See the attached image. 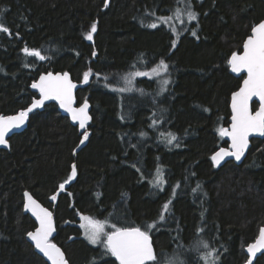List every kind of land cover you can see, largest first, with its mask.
Returning <instances> with one entry per match:
<instances>
[{"label": "trees", "instance_id": "1", "mask_svg": "<svg viewBox=\"0 0 264 264\" xmlns=\"http://www.w3.org/2000/svg\"><path fill=\"white\" fill-rule=\"evenodd\" d=\"M194 3L199 24L176 41L169 26L149 25L172 14L178 0H0V20L10 30L0 31V114L27 107L38 96L31 84L50 71L70 72L81 83L79 102L89 100L93 114L79 152L83 135L55 103L0 149V264H49L27 240L37 223L24 211L26 190L53 209L54 241L71 264H119L88 241L82 216L120 227L155 223L150 234L161 260L179 251L188 255L185 264H203L199 240L218 250L217 264L247 260L245 248L264 225V138L252 139L242 164L216 166L211 157L228 145L220 129L229 125L230 97L243 80L229 59L264 19V0ZM161 61L168 65L164 93L162 78L148 77L117 90L129 85L125 76ZM169 133L177 137L172 144ZM73 164L75 181L59 191ZM157 169L162 189L154 186ZM255 264H264V254Z\"/></svg>", "mask_w": 264, "mask_h": 264}, {"label": "snow or ice", "instance_id": "2", "mask_svg": "<svg viewBox=\"0 0 264 264\" xmlns=\"http://www.w3.org/2000/svg\"><path fill=\"white\" fill-rule=\"evenodd\" d=\"M107 7V4H105ZM187 14L188 21H195L198 14L191 10L190 0H185L183 9L180 10ZM154 15V14H153ZM163 23H168L172 17L158 18ZM149 27L156 28V23H151ZM0 31L10 34V30L4 26L3 21L0 20ZM97 31L95 23L91 25L90 32L87 34L86 39L92 40L93 33ZM196 36V32H192ZM173 41V46H175ZM23 51L31 56L38 57L40 60L46 59L41 55L40 51L29 50L25 47ZM95 55V53H93ZM232 72L240 73L246 72L247 78L243 79V86L232 95V125L231 129H220L222 136L231 137V150L222 148L216 152L211 159L219 164L225 157H234L239 161L244 156L248 145L249 137L258 133L264 135V22H260L252 28V34L247 38L243 44L242 54L233 52L229 60ZM159 68L164 71L168 70V65L161 61ZM158 69H153L157 72ZM135 76L148 75L144 72H135ZM92 76L91 69L83 73V82L87 83ZM127 83L132 84V80L128 79ZM165 84L168 81H164ZM40 91L41 99L35 100L31 107L26 110L20 111L16 116H0V145H7L9 133L13 129L22 127L33 109L40 108L44 105L46 100H58L60 106L71 114L73 121H78L81 129H86L88 122L92 119L89 115V104L85 99L80 107H74V89L77 87L69 77L68 73L52 74L51 72L46 75H41L39 82L32 85ZM120 92L130 91V88L117 89ZM142 91V90H141ZM253 97H258L260 106L255 113L250 108V101ZM81 144L88 139V132L85 130L83 133ZM141 135H144L141 133ZM177 140L175 134L169 133L167 142L172 144ZM176 146H179L178 144ZM135 167V165H133ZM76 176V166H71V176L69 180L59 185V189L63 190L65 184L69 183L72 178ZM165 183L163 173L157 169V176L154 180V186L161 188ZM199 187V185H198ZM175 193H173L174 195ZM27 204L25 207L32 212V214L39 221V227L34 231L27 233L28 237L34 242L35 248L38 249L51 264H68L64 252L56 243L52 241V234L55 232V224L53 213L47 208L42 207L30 193L25 192ZM57 195H52L51 200L55 201ZM171 200L166 202L163 206V212L169 211ZM84 221L80 225L84 229V235L88 241L93 244H102L107 253L114 256L119 264H185L184 259L178 254L173 253L170 257L161 260L162 253L158 254L154 248L151 231L156 228V224H146L141 227H117L115 224L111 225V231H105V224L101 221L95 220L89 216H82ZM160 221L164 220V215L159 217ZM202 231V230H201ZM196 251L203 252L200 260L203 264H217L219 256L218 250L211 247V245L203 240L196 243ZM264 250V228L259 230L258 239L255 243L247 248V252L252 257H256L257 252ZM246 264H252V259L246 261Z\"/></svg>", "mask_w": 264, "mask_h": 264}, {"label": "water", "instance_id": "3", "mask_svg": "<svg viewBox=\"0 0 264 264\" xmlns=\"http://www.w3.org/2000/svg\"><path fill=\"white\" fill-rule=\"evenodd\" d=\"M260 22H264V19L261 20V21H259L258 23H256L254 26H256L257 24H259ZM254 26H253V27H254ZM253 27H252V28H253ZM251 34H252V29H251L250 34L247 36V38H248ZM247 38L244 40V43L246 42ZM244 43H243V44H244ZM242 52H243V46H242V51H241V52H236V53H238V54H242ZM230 58H231V57H230ZM229 60H230V59H229ZM229 65H230V64H229ZM230 71H231V73H232L234 76H236V77L243 76V77H244L243 79H246V78H247V74H246V72H240V73L232 72V70H231V66H230ZM50 72H51L52 74H54V75H55V74H62V73H65V72L69 74V77H70V79L72 80V82L75 83V84L77 85V87L74 89V93H73V94H74V100H75L73 106H74V107H80V106L82 105L83 101H82V102H79V100H78V98H77V92H78V90H79V88H80V86H81V83H80L79 81L73 79L71 73L68 72V71H58V72L50 71ZM47 73H49V72H44V73L40 74V75L38 76V78H37V79L31 84V89H32V91L36 92V93L38 94V96L35 97L27 107L22 108V109L18 110V111L15 112V113H12V114H0V116H6V117H7V116H16V115L19 114L20 111L26 110L27 108L31 107L32 103H33L35 100L41 99L42 97H41V94H40L39 89H37V88H33L32 85H33L34 83L39 82V78H40L41 75H46ZM242 86H243V80H242V83H241V86H240V87H242ZM240 87H239L236 91H238V90L240 89ZM236 91H234L233 93H235ZM233 93L231 94V97H230V111H231L230 123H229L228 126H226V127L224 128V129H228V130L231 129V125H232V115H233V112H232L231 103H232V95H233ZM87 101H88V104H89V110H88V111H89V115L92 117V119L88 122V125H87V128H86V129H81V128L79 127V123H78V121H73V120H72V118H71V114H70L69 112H67L64 108H62V107L60 106V103H59L58 100H46V101L44 102V105H43L42 107L37 108V109H33V111L29 113L28 118H27V120L25 121V123H24V125H23L22 127L18 128V129H13V130L9 133L8 137H6V139L8 140V144H7V145H0V149H3V148L7 149V148H9V147H10V138H11L14 134H16V133H20V132L24 131V130L28 127L29 122H30L31 115H33V114H34L35 112H37V111H43V110L45 109V107H46L47 105L51 104V103H55V104L58 106V109L61 111V113H62L63 115H65V116L69 117L71 123H72L74 126H77L78 129H79V131H80L81 133H83V132L86 130V131L88 132V138H89V136H90V134H91V130L89 129V126L91 125V123H92V121H93V114H92V104H91V102H90L89 100H87ZM254 102H257V103H258V107H257L256 109L253 108V103H254ZM259 106H260L259 98H258V97H253V99L250 101V108H251V110L253 111V113H255V111H257V110L259 109ZM223 138L228 142V145H227V146H222V147H220L219 149H217V150L215 151V153L218 152V151H219L220 149H222V148H226V149L231 150V137H229V136H223ZM254 138H264V135H260V134H258V133H254V134H252V135L249 137V145H248V148H247V150H246L244 156L241 158V160L237 161V160H235L234 157H225V158H224L219 164H217L215 161H213V163H214L216 166H222V165H224L226 162H229V161H234L236 164H242V163L244 162V160L246 159V157H247V155H248V153H249V150H250L251 147H252V139H254ZM87 141H88V139H87L86 141H84L83 144L80 143V145H79V146L77 147V149H76V152H79V151H80V150L86 145ZM215 153H214V154H215ZM214 154H213V155H214ZM75 166H76V164H75ZM75 179H76V176H75V178H72V179L70 180L69 183L65 184V188H64L63 190H65L67 187H69V186L75 181ZM59 191H62V190L59 189ZM25 192L30 193V194L32 195V197H33V198H34V199H35V200H36V201H37L42 207L47 208L49 211H51V212L53 213V219H54V224H55V228H56V230H55V232L52 234V238H51V239H52V241H53L54 243H56V242L54 241V239H55V237L57 236V225H56V219H55V214H54L53 209H51L50 207H48V206L44 205L43 203H41V202H40V201H39V200H38V199H37V198H36V197H35L30 191L26 190ZM25 192H24V193H25ZM55 195H57V194H55ZM26 204H27V198H26L25 195H24V211L33 217V219H34V220L36 221V223H37V227H39V221H38V220L36 219V217L32 214V212H31L30 210H28V209L25 207ZM37 227H36V228H37ZM36 228H35V229H36ZM262 228H264V225H263L260 229H262ZM35 229H34V230H35ZM34 230H33V231H34ZM258 236H259V234H258L257 237L255 238V240L252 241L248 246H250L251 244L255 243V241L258 239ZM27 240H28V241L34 246V249L36 250V252H37L38 254H40L42 257H44V259H45L49 264H51V261H49V260L47 259V257H45V256L43 255V253H41L38 249L35 248L34 242L28 237V235H27ZM152 241H153L154 248L156 249V246H155V244H154L153 237H152ZM56 244H57V243H56ZM57 246L61 248V250H62V251L64 252V254H65V258L67 259V255H66L64 249H63L59 244H57ZM248 246L245 248V252H246V254H247V260L252 259V264H255V262L257 261V259H258L259 257H261V256L264 254V250L258 251L256 257H252L251 254H249V253L247 252V248H248ZM156 251H157V249H156ZM113 257H114V256H113ZM114 259L119 263V261H118L115 257H114ZM67 260H68V259H67ZM247 260H246V261H247ZM246 261H245L243 264H246ZM68 264H71V263L69 262V260H68Z\"/></svg>", "mask_w": 264, "mask_h": 264}, {"label": "rangeland", "instance_id": "4", "mask_svg": "<svg viewBox=\"0 0 264 264\" xmlns=\"http://www.w3.org/2000/svg\"><path fill=\"white\" fill-rule=\"evenodd\" d=\"M190 3H191V10L192 11H194V12H196L195 11V9H194V0H190ZM184 5H185V0H178V4H177V6L175 7V11L172 13V14H170L169 16H171L172 17V20L171 21H169L168 23H163V22H161V20L160 19H157L154 23H156L157 25H159V24H162V25H167V26H169L170 28H172V30H173V32L175 33V36H176V41L178 40V38L182 35V33H184V32H186V31H188L189 29H191V30H194V29H196L197 28V26H198V24H199V22H198V20H199V14H198V18H197V20H195V21H188V19H187V14L186 13H183V12H181L180 10L181 9H183V7H184ZM169 16H164V18H166V17H169ZM159 18H161V17H159ZM160 64H158L156 67H154V68H152V69H150V70H147V71H143L144 73H148V75H143V76H135L134 75V73H132V74H130V75H128V76H125L124 78H126V79H131L132 80V84L131 85H128L127 86V88H129V87H131V86H133V83H134V81L138 78V77H148V78H151V79H153V78H162L161 79V90H160V94H162V93H164L165 92V90H166V87H167V85H168V83H169V81H168V76H167V73H168V70L167 71H164L162 68H159L158 66H159ZM153 69H158L157 70V72H153L152 70ZM164 81H168V83L167 84H165L164 83ZM128 84V83H127ZM90 129V128H89ZM10 146H11V143H10ZM10 148V147H9ZM9 148H7V149H9ZM101 222H103V221H101ZM82 223H84V221L81 219V224ZM104 224H105V231L107 232V231H111L112 230V228H111V225L112 224H109V223H107V222H103ZM117 227H120V226H118L117 225ZM96 245H102V244H96ZM103 246V245H102ZM196 249V248H195ZM191 250H188L187 252L189 253V254H191L192 252H190ZM179 253H181V252H179L178 251V254ZM187 253V254H188ZM173 254V253H172ZM180 255V254H179ZM171 256V254L168 256V257H170ZM183 259H184V261L187 263L188 261H187V257H188V255H184V256H182V255H180Z\"/></svg>", "mask_w": 264, "mask_h": 264}, {"label": "bare ground", "instance_id": "5", "mask_svg": "<svg viewBox=\"0 0 264 264\" xmlns=\"http://www.w3.org/2000/svg\"><path fill=\"white\" fill-rule=\"evenodd\" d=\"M246 38H247V37H246ZM243 43H244V42H243ZM242 46H243V45H242ZM241 51H242V49H241ZM241 51H240V52H241ZM243 78H244V77H243ZM240 86H241V85H240ZM235 91H236V90H235ZM254 103H257V102H254ZM257 105H258V103H257ZM257 107H258V106H257ZM229 123H230V122H229ZM227 126H228V125H227ZM223 129H224V128H223ZM214 153H215V152H214ZM214 153H213V154H214ZM212 156H213V155H212ZM246 255H247V254H246Z\"/></svg>", "mask_w": 264, "mask_h": 264}]
</instances>
